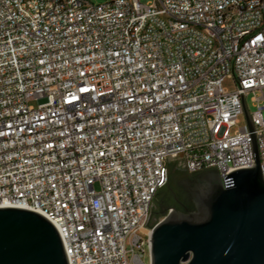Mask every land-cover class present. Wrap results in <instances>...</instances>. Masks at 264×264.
<instances>
[{"label": "built area", "instance_id": "built-area-1", "mask_svg": "<svg viewBox=\"0 0 264 264\" xmlns=\"http://www.w3.org/2000/svg\"><path fill=\"white\" fill-rule=\"evenodd\" d=\"M242 90L264 173V0H0V208L47 217L70 264H152L170 163L254 166Z\"/></svg>", "mask_w": 264, "mask_h": 264}, {"label": "water", "instance_id": "water-1", "mask_svg": "<svg viewBox=\"0 0 264 264\" xmlns=\"http://www.w3.org/2000/svg\"><path fill=\"white\" fill-rule=\"evenodd\" d=\"M242 94L254 166L228 174L227 187L218 170L199 172L186 187L193 206L170 207L153 226L152 264H264V173L255 123L243 90ZM0 264L70 261L60 229L47 217L25 208L3 207Z\"/></svg>", "mask_w": 264, "mask_h": 264}, {"label": "flooded vegetation", "instance_id": "flooded-vegetation-1", "mask_svg": "<svg viewBox=\"0 0 264 264\" xmlns=\"http://www.w3.org/2000/svg\"><path fill=\"white\" fill-rule=\"evenodd\" d=\"M198 173H189L186 169H179L177 173V184H169L167 182L166 187L160 189L155 197L160 210H165L170 207L176 208H191L192 200L187 192L183 193V182L186 181V187L189 183L193 182ZM154 211L152 210L151 216Z\"/></svg>", "mask_w": 264, "mask_h": 264}, {"label": "rangeland", "instance_id": "rangeland-1", "mask_svg": "<svg viewBox=\"0 0 264 264\" xmlns=\"http://www.w3.org/2000/svg\"><path fill=\"white\" fill-rule=\"evenodd\" d=\"M94 3H103L105 1H108V0H92ZM143 3L147 4V3H152L154 2V0H141ZM224 86L230 90L234 89L235 88V81L232 80V79H227L225 82H224ZM252 98H253V94H249V96L247 97V102H248V105H249V109L251 112L255 111L256 107L254 106V102L252 101ZM33 104H36L35 102H33ZM247 124V120H246V117H245V114H242L239 118V122L237 123V125H235L232 129H231V132L232 133H235L237 132L241 127L245 126ZM170 168L172 169V175H173V179H172V184H177V173L179 171V169H185L184 168V165L183 163L181 162H172L170 163ZM96 188L99 189V184H96ZM183 193H184V190H186V181L183 182ZM152 210L154 211L153 215L151 216V219H150V223L151 225L155 224L156 222L160 221L162 218H163V211L165 210H160L159 209V206L157 204L156 201H154V204H153V208ZM169 210V208L167 209ZM145 260L148 261V256L146 255L145 257Z\"/></svg>", "mask_w": 264, "mask_h": 264}, {"label": "trees", "instance_id": "trees-1", "mask_svg": "<svg viewBox=\"0 0 264 264\" xmlns=\"http://www.w3.org/2000/svg\"><path fill=\"white\" fill-rule=\"evenodd\" d=\"M172 179H173L172 169L169 168V179H168V183H169V184H172ZM165 187H166V186H165ZM165 187H163V188H165ZM163 188H162V189H163ZM190 206H193V203L190 204ZM179 209H183V208H179Z\"/></svg>", "mask_w": 264, "mask_h": 264}]
</instances>
